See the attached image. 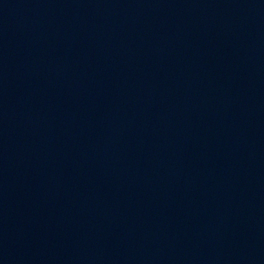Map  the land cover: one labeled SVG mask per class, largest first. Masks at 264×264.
<instances>
[{"label":"water","instance_id":"95a60500","mask_svg":"<svg viewBox=\"0 0 264 264\" xmlns=\"http://www.w3.org/2000/svg\"><path fill=\"white\" fill-rule=\"evenodd\" d=\"M0 264H264V0H0Z\"/></svg>","mask_w":264,"mask_h":264}]
</instances>
